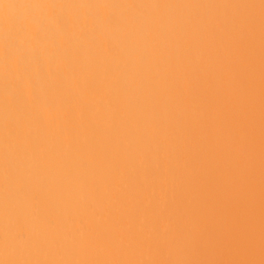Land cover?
Instances as JSON below:
<instances>
[{
    "label": "bare ground",
    "instance_id": "bare-ground-1",
    "mask_svg": "<svg viewBox=\"0 0 264 264\" xmlns=\"http://www.w3.org/2000/svg\"><path fill=\"white\" fill-rule=\"evenodd\" d=\"M0 264H264V0H0Z\"/></svg>",
    "mask_w": 264,
    "mask_h": 264
}]
</instances>
